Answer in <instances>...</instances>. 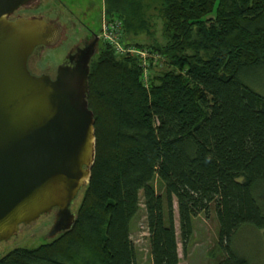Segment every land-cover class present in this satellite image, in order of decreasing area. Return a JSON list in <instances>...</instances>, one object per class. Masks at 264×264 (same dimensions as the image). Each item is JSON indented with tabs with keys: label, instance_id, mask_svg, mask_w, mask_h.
Instances as JSON below:
<instances>
[{
	"label": "trees",
	"instance_id": "16d2710c",
	"mask_svg": "<svg viewBox=\"0 0 264 264\" xmlns=\"http://www.w3.org/2000/svg\"><path fill=\"white\" fill-rule=\"evenodd\" d=\"M106 0L124 25L123 43L141 60L104 44L90 63L88 95L96 161L69 231L36 248H15L0 264H138L131 224L146 212L153 264H180L194 220L214 208L216 264H251L233 246L240 229L264 230V96L246 83L264 69V0ZM146 35L147 42L132 37ZM162 61L165 68L159 67Z\"/></svg>",
	"mask_w": 264,
	"mask_h": 264
},
{
	"label": "water",
	"instance_id": "95a60500",
	"mask_svg": "<svg viewBox=\"0 0 264 264\" xmlns=\"http://www.w3.org/2000/svg\"><path fill=\"white\" fill-rule=\"evenodd\" d=\"M31 1L0 0V246L53 211V235L71 230L96 161L91 58L62 65L54 79L33 74L30 56L56 45L62 27L43 17L8 18Z\"/></svg>",
	"mask_w": 264,
	"mask_h": 264
},
{
	"label": "rangeland",
	"instance_id": "374dc122",
	"mask_svg": "<svg viewBox=\"0 0 264 264\" xmlns=\"http://www.w3.org/2000/svg\"><path fill=\"white\" fill-rule=\"evenodd\" d=\"M89 0H42V17L46 20L56 21L62 27V34L56 45L47 47L42 53V69L49 66L57 67L69 50L81 39L86 32L81 20L76 14L86 20V14L80 12L84 4ZM154 0L144 1V12L151 23L155 35L160 39L163 22L158 11L155 9ZM89 12L95 26L100 27L102 22V13L94 11L95 8L105 9L106 0H92ZM74 10L76 14L70 11ZM94 11V12H93ZM133 41L147 42L149 38L146 35L132 37ZM102 49V48H101ZM101 52V51H100ZM99 54L92 60L99 57ZM161 68H165L162 61L159 62ZM246 83L255 91L264 96V69L250 70L246 75ZM73 206L75 211L80 202ZM142 205L140 212L131 224V237L134 242L137 263L153 264L150 251L149 232L146 223V212L143 205V195L141 194ZM58 213L53 211L45 214L29 225L20 227L19 232L9 241L1 243L0 257H3L10 250L23 248H36L46 242H50L59 233L53 235ZM175 225L179 238V255L180 264H216L223 256L219 248V222L214 208L208 214H200L194 220V233L187 246L184 248L180 239V222L179 214L176 209ZM234 248L251 264H264V230L252 226H245L238 231L233 239Z\"/></svg>",
	"mask_w": 264,
	"mask_h": 264
},
{
	"label": "flooded vegetation",
	"instance_id": "af4514ba",
	"mask_svg": "<svg viewBox=\"0 0 264 264\" xmlns=\"http://www.w3.org/2000/svg\"><path fill=\"white\" fill-rule=\"evenodd\" d=\"M91 1L92 0L86 2L84 4L83 9L80 8L79 10L80 12H82L83 15H87L86 20H84L82 16L76 14L74 10L70 9V11L76 14V17L82 21L86 30L85 34L81 36V39L78 41V43H76L69 50L61 64H59L55 68L49 66L44 70L42 69V53L47 47L38 46L34 50L33 54L30 56L28 61L29 69L33 74L38 76H41L42 74H47L51 76L52 79H54L56 78L58 70L62 65H73L77 61L84 59L88 56H90L91 62L92 59L99 54L101 48L104 45V42L102 41L100 36L101 25L100 27L95 26L92 18H89L90 16L92 17V13L89 12V8L91 7L90 4H92ZM94 11H98L103 15L105 9L103 8L100 10L96 7ZM19 17L42 19V0H32L31 2H28L25 5L19 6L8 16L10 20H16Z\"/></svg>",
	"mask_w": 264,
	"mask_h": 264
},
{
	"label": "built area",
	"instance_id": "2783aa9c",
	"mask_svg": "<svg viewBox=\"0 0 264 264\" xmlns=\"http://www.w3.org/2000/svg\"><path fill=\"white\" fill-rule=\"evenodd\" d=\"M124 25L118 18H109L106 11L103 12L100 36L104 44L112 47L115 54L122 56H135L140 58L143 67V80L146 85L149 81V58L155 56L144 48L135 45H126L123 43Z\"/></svg>",
	"mask_w": 264,
	"mask_h": 264
}]
</instances>
